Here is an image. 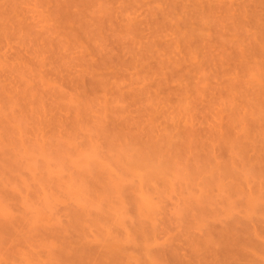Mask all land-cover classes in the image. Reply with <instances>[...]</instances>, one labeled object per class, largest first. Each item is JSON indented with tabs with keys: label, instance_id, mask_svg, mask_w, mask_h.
Segmentation results:
<instances>
[{
	"label": "rangeland",
	"instance_id": "obj_1",
	"mask_svg": "<svg viewBox=\"0 0 264 264\" xmlns=\"http://www.w3.org/2000/svg\"><path fill=\"white\" fill-rule=\"evenodd\" d=\"M1 208L0 264H264V0H0Z\"/></svg>",
	"mask_w": 264,
	"mask_h": 264
},
{
	"label": "bare ground",
	"instance_id": "obj_2",
	"mask_svg": "<svg viewBox=\"0 0 264 264\" xmlns=\"http://www.w3.org/2000/svg\"><path fill=\"white\" fill-rule=\"evenodd\" d=\"M94 81H95V80H94ZM99 81H100V80H99ZM102 82H103V81H102ZM133 161H134V160H133ZM136 164H137V163H135V165H136ZM0 210H3L4 214H5V212H7V211H6L7 209L4 210V208H3V209L1 208ZM250 210H252V209L250 208ZM1 212H2V211H0V213H1ZM3 212H2V213H3ZM77 215H78V213H77ZM0 225H1V224H0ZM8 226H9V225H8ZM1 227H2V228H5L4 226H0V229H1V230H3ZM6 228H7V227H6ZM1 232H2V231H1ZM1 232H0V237H1L2 240H3V237H4V236L1 234ZM231 234H232V231H231ZM1 235H2L3 237H2ZM230 236H231V235H230ZM1 238H0V242H1ZM66 249H68V248H64L63 251L66 250ZM66 252H67V251H66Z\"/></svg>",
	"mask_w": 264,
	"mask_h": 264
}]
</instances>
